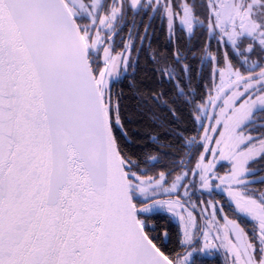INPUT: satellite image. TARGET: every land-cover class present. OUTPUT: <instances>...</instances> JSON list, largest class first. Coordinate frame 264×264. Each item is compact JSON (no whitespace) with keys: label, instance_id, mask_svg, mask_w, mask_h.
<instances>
[{"label":"snow or ice","instance_id":"6c2138e0","mask_svg":"<svg viewBox=\"0 0 264 264\" xmlns=\"http://www.w3.org/2000/svg\"><path fill=\"white\" fill-rule=\"evenodd\" d=\"M258 162L264 0H0V264H264Z\"/></svg>","mask_w":264,"mask_h":264},{"label":"trees","instance_id":"16d2710c","mask_svg":"<svg viewBox=\"0 0 264 264\" xmlns=\"http://www.w3.org/2000/svg\"><path fill=\"white\" fill-rule=\"evenodd\" d=\"M152 30L154 32V34L151 37L152 47L154 49L171 51V45L168 43L165 26L162 24H155V22L153 21ZM182 36H183L182 33L177 32L178 38ZM203 40H204V37L200 35V30H198L196 37H194L193 40L190 41V45L193 46L194 50H198L199 48L198 41L202 42ZM177 42L184 43V40L178 39ZM139 63H140V67L137 71L136 78L139 79L140 77H143L145 73H147L150 76L151 75V72H150L151 63L148 61L146 52L140 55ZM196 63H197L196 61H193L194 65ZM204 77H205L204 83L207 84V68H205ZM193 85L194 87L196 86L195 80L193 82ZM120 86L123 87V85H120ZM125 91L126 92L128 91L127 88H125ZM185 122L187 123V120ZM144 132H145V129H142L141 133L137 135L136 139L138 140V143L129 144L130 150L135 153H141V154L142 153L156 154L155 149L152 147L151 144H149L146 135H144ZM253 166L257 168L264 167V162H258L256 165H253ZM145 167H151V165H145ZM158 170H161V165H157L156 167H154L152 171L149 172V174L150 175L154 174V172ZM168 222L171 225V231H172V242L168 245V247L171 249H175L176 251H179L180 247L176 239V233L178 232V225L171 218H168ZM196 260L198 264H205V262H207V260L205 261V259L203 260V259L197 258Z\"/></svg>","mask_w":264,"mask_h":264},{"label":"rangeland","instance_id":"374dc122","mask_svg":"<svg viewBox=\"0 0 264 264\" xmlns=\"http://www.w3.org/2000/svg\"><path fill=\"white\" fill-rule=\"evenodd\" d=\"M116 50H117V51H120V49H119L118 47H117ZM133 55H135V53H133ZM226 167H227V165H225V169H226ZM253 167H255V166H253ZM223 170H224V169H222L221 171H223ZM261 178H264V176L261 177ZM254 188H256V187H254ZM256 189H257V188H256ZM261 190H264V187H263V189H261ZM197 195H200V194L197 193ZM218 195H221L220 192H219V190H217V192H216L214 198H215V199H217V198L220 199ZM221 196H222V195H221ZM203 198H204V199H210V198H212V197H208V195L205 193ZM193 199H195V197H193ZM222 201L225 202L226 204H228V205L231 206L230 201H228L226 197L222 196ZM171 219L174 220V221H176L175 218H171ZM176 222L178 223V221H176ZM205 256H209V257H210L209 261L205 262V264H227V261H230V259H231L230 256H228V257L226 258V257H225L224 250H223V249H220V250H218V251H215L212 255H207V254H203V253H196V254H194V259H195V261H196V264H198V263H197V260H196L197 258H199V259H203V260L205 259V261H206L207 259L205 258ZM215 256H220V258H221L222 261H221V262H217L218 259H216Z\"/></svg>","mask_w":264,"mask_h":264},{"label":"flooded vegetation","instance_id":"af4514ba","mask_svg":"<svg viewBox=\"0 0 264 264\" xmlns=\"http://www.w3.org/2000/svg\"><path fill=\"white\" fill-rule=\"evenodd\" d=\"M127 19H131V16L129 15V16L127 17ZM136 19H137V21H139L140 18L137 17ZM145 19H146V18H145ZM154 22H155V24H161V22H160L158 19H157V20H154ZM121 23L124 24V22H121ZM126 27H131V25H126ZM121 36H126V31H125V32H121V33H120V36H118V37L115 38V40H116V44H117V47H118L119 49H120L119 44H120V37H121ZM120 50H121V49H120ZM263 176H264V172H259V173L257 174V179H259V178H261V177H263ZM253 187H256L257 189L261 190V189H263L264 184L256 183V184L253 185ZM218 196H219L220 199L217 198L216 200L220 201L222 204L225 205V207H224V212L227 213V214L231 217V206L228 205V204H226L225 202L222 201V196H221V195H218ZM239 219L242 220L244 224H246V225H248V226H251V223H252V222H251L247 217H240ZM173 221H174V220H173ZM174 222H176V221H174ZM176 224L178 225L177 222H176ZM179 251H180V250H179ZM205 258L207 259V261H209V259H210L209 256H205ZM215 258L218 259L217 262H221V261H222L221 258H220V256H215Z\"/></svg>","mask_w":264,"mask_h":264},{"label":"water","instance_id":"95a60500","mask_svg":"<svg viewBox=\"0 0 264 264\" xmlns=\"http://www.w3.org/2000/svg\"><path fill=\"white\" fill-rule=\"evenodd\" d=\"M225 213V212H224Z\"/></svg>","mask_w":264,"mask_h":264}]
</instances>
